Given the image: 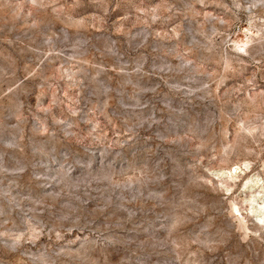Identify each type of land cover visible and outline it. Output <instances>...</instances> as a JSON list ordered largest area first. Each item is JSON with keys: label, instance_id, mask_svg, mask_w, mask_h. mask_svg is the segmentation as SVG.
Here are the masks:
<instances>
[{"label": "rangeland", "instance_id": "rangeland-1", "mask_svg": "<svg viewBox=\"0 0 264 264\" xmlns=\"http://www.w3.org/2000/svg\"><path fill=\"white\" fill-rule=\"evenodd\" d=\"M0 264H264V0H0Z\"/></svg>", "mask_w": 264, "mask_h": 264}]
</instances>
